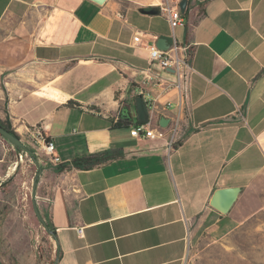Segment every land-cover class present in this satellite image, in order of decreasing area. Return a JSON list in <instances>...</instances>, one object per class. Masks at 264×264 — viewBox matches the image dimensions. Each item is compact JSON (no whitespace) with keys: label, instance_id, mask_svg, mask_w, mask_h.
<instances>
[{"label":"crops","instance_id":"obj_1","mask_svg":"<svg viewBox=\"0 0 264 264\" xmlns=\"http://www.w3.org/2000/svg\"><path fill=\"white\" fill-rule=\"evenodd\" d=\"M129 1L137 6L0 0V71L26 83L7 125L30 146L19 174L45 230L56 231V264H186L198 246L231 235L264 193V0H188L175 30L162 0ZM150 8L159 13L141 11ZM175 43L189 47L195 71L182 91L174 70L150 58L151 47ZM147 94L166 108L153 115L163 134L154 139L131 135L140 96L151 115ZM105 151L118 156L90 170L70 165ZM228 188L240 192L222 213L211 201Z\"/></svg>","mask_w":264,"mask_h":264},{"label":"rangeland","instance_id":"obj_2","mask_svg":"<svg viewBox=\"0 0 264 264\" xmlns=\"http://www.w3.org/2000/svg\"><path fill=\"white\" fill-rule=\"evenodd\" d=\"M117 3L125 10L137 6L129 0H117ZM167 3L175 4L176 0H162L161 6ZM25 84L0 71V120L5 124L10 99ZM7 149L9 147L0 140V160L4 161L0 163V261L3 264H50L53 255L49 233L35 212L31 185L28 190L22 187L25 173L19 174L30 154H22L20 158L18 153L15 158L16 150ZM9 167L16 169L10 176L7 175ZM254 197L260 200V207L251 216L224 240L198 246L189 253L186 264H264V193Z\"/></svg>","mask_w":264,"mask_h":264},{"label":"built area","instance_id":"obj_3","mask_svg":"<svg viewBox=\"0 0 264 264\" xmlns=\"http://www.w3.org/2000/svg\"><path fill=\"white\" fill-rule=\"evenodd\" d=\"M164 11L167 16V20L172 27L173 30L176 27L183 25L185 20L182 16V12L179 6V3L171 4L167 3L164 6ZM141 35H136L134 41L136 43H141ZM150 58L152 61H157L162 69H173L176 76L177 81L173 85L174 87L178 88L181 91V86H187L190 84L191 76L195 72L191 66V53L189 47L184 45H179L175 43V45L168 51H162L157 47H151L150 49ZM148 98V103H150L151 108V115L147 117V120L143 124L135 125L131 129V135L135 137H145L148 139H154L157 137L163 136L162 128L158 125L155 126L154 121V113H157L158 110L166 111V108L158 109L156 105V99L153 98L150 94L146 95ZM158 124V123H157ZM180 126V119L175 118L172 122V132L173 138L167 144V150L170 153L174 148V137L179 129ZM44 151L45 153L50 156L53 162L57 165L61 164V159L55 156V144L52 141L45 140L44 141ZM20 158L23 157L21 154ZM77 232L80 237L84 236V228L77 229Z\"/></svg>","mask_w":264,"mask_h":264},{"label":"water","instance_id":"obj_4","mask_svg":"<svg viewBox=\"0 0 264 264\" xmlns=\"http://www.w3.org/2000/svg\"><path fill=\"white\" fill-rule=\"evenodd\" d=\"M95 3L99 5H103L107 0H92ZM188 0H182L180 3V9L182 13H185L187 8ZM142 13L147 15H157L159 13V10L157 8H151V9H141ZM137 106H138V114L139 119L141 121L147 120V112L144 107V101L143 97H139L137 100ZM129 115V114H128ZM130 117V115H129ZM165 123L162 121L161 125H164ZM0 134L6 138L14 147L16 148H24L27 149V146L23 143V141L20 139V137L16 136L15 134L11 133L7 129H5L3 126L0 125ZM240 192L239 188H228V189H220L217 190L213 196V199L211 201V205L221 211L222 213H227L233 204L235 203L237 196ZM35 212L37 213L39 219L43 221V218L39 212V209L34 201L33 203Z\"/></svg>","mask_w":264,"mask_h":264},{"label":"trees","instance_id":"obj_5","mask_svg":"<svg viewBox=\"0 0 264 264\" xmlns=\"http://www.w3.org/2000/svg\"><path fill=\"white\" fill-rule=\"evenodd\" d=\"M145 122L146 121L139 120L136 123V125L143 124ZM0 125L3 126L5 129H7L8 131H10L11 133H13L16 136L20 137L14 130H12L7 124H5L4 122H2L1 120H0ZM0 140H2V142L4 143V145L6 147L13 148V149H15L20 154H27V153H29L31 151L28 147H27V149L14 147L1 134H0ZM117 156H118V154L115 153V152L105 151V152L99 153V154H94V155H89V156H85V157L76 158V159H74L72 161V163L70 165H71V167L76 168V169L90 170V169L95 168L98 165H101V164H104V163H107L109 161H112V160L116 159ZM30 157H33V156L30 155ZM66 167L67 166L60 165V169L61 170H63ZM46 226H47L48 233L51 234V236H55L56 231L54 229L50 228L47 224H46ZM57 257H58V253L55 254V259L50 264H56ZM0 264H3V263L0 261Z\"/></svg>","mask_w":264,"mask_h":264},{"label":"bare ground","instance_id":"obj_6","mask_svg":"<svg viewBox=\"0 0 264 264\" xmlns=\"http://www.w3.org/2000/svg\"><path fill=\"white\" fill-rule=\"evenodd\" d=\"M182 87H183V86H181V91H182Z\"/></svg>","mask_w":264,"mask_h":264}]
</instances>
